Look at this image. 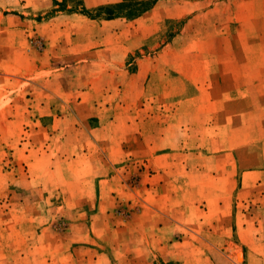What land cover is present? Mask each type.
<instances>
[{"label": "rangeland", "instance_id": "obj_1", "mask_svg": "<svg viewBox=\"0 0 264 264\" xmlns=\"http://www.w3.org/2000/svg\"><path fill=\"white\" fill-rule=\"evenodd\" d=\"M121 2L0 0V264H131L172 148L174 261L145 264H264V0L146 39Z\"/></svg>", "mask_w": 264, "mask_h": 264}, {"label": "crops", "instance_id": "obj_2", "mask_svg": "<svg viewBox=\"0 0 264 264\" xmlns=\"http://www.w3.org/2000/svg\"><path fill=\"white\" fill-rule=\"evenodd\" d=\"M200 3L201 0H158L151 10L131 22L133 24H130V26L137 25V29L142 33L143 39H146L145 35H143L144 33L160 31L158 26L161 19L159 18H164L165 22L171 23L175 19H180L184 16L195 18L196 6ZM171 150L173 151L162 153L154 159L156 174L158 177H165L161 179L163 182L158 183L154 189V213H142L141 211L140 213L142 214L125 221L126 230L124 236L135 247H138L136 250H123L122 257L131 264H145L150 254L154 257L158 255L165 262L174 261V185L169 183L172 179L168 178L174 175V148ZM102 191H104V188ZM146 202L148 203L147 199ZM148 204L151 207V203ZM106 206L103 202L99 203L100 211L102 212ZM191 222L186 220V223L190 224ZM150 245L155 247V253L150 249Z\"/></svg>", "mask_w": 264, "mask_h": 264}, {"label": "trees", "instance_id": "obj_3", "mask_svg": "<svg viewBox=\"0 0 264 264\" xmlns=\"http://www.w3.org/2000/svg\"><path fill=\"white\" fill-rule=\"evenodd\" d=\"M158 0H122L118 5H115L112 9L99 10L101 14L95 15V17L102 16L105 19H114L118 17H125L127 19H135L140 17L142 14L151 10L154 4Z\"/></svg>", "mask_w": 264, "mask_h": 264}]
</instances>
